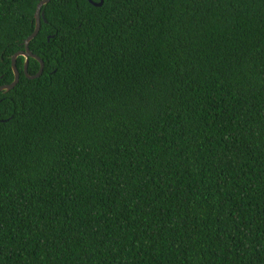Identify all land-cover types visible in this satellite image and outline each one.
Returning <instances> with one entry per match:
<instances>
[{
	"label": "trees",
	"instance_id": "trees-1",
	"mask_svg": "<svg viewBox=\"0 0 264 264\" xmlns=\"http://www.w3.org/2000/svg\"><path fill=\"white\" fill-rule=\"evenodd\" d=\"M39 1L0 0V86ZM42 11V74L0 92V264H264V0Z\"/></svg>",
	"mask_w": 264,
	"mask_h": 264
},
{
	"label": "water",
	"instance_id": "water-1",
	"mask_svg": "<svg viewBox=\"0 0 264 264\" xmlns=\"http://www.w3.org/2000/svg\"><path fill=\"white\" fill-rule=\"evenodd\" d=\"M51 0H41L39 1V3L36 5V9H35V13H34V19H35V29L34 31L32 32L31 35H29L25 41H24V49L15 53L13 56H12V71H13V74H14V79L11 83L9 84H6V85H2L0 86V92H5V91H9L10 89H12L14 86H16V84L18 83L19 81V71L16 67V59L18 56H23L24 59H25V62H24V67H23V72L25 74V76L28 78V79H34V78H37L39 77L42 72H43V68H44V62L43 60L38 57L37 55L33 54L30 49H29V43L30 41L38 34L39 30H40V25H41V18L44 20V12L42 11V7L47 5ZM90 3H92L93 5L95 6H101L102 3H103V0H100L99 2H94L92 0H89ZM29 58H34L36 59L37 61H39L40 63V68L38 70V72L34 75H30L28 73V60Z\"/></svg>",
	"mask_w": 264,
	"mask_h": 264
}]
</instances>
